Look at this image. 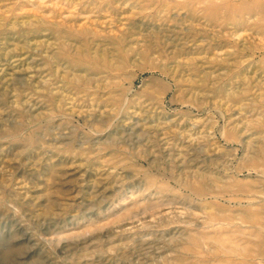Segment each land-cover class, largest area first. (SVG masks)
Masks as SVG:
<instances>
[{"label":"rangeland","instance_id":"1","mask_svg":"<svg viewBox=\"0 0 264 264\" xmlns=\"http://www.w3.org/2000/svg\"><path fill=\"white\" fill-rule=\"evenodd\" d=\"M0 264H264V0H0Z\"/></svg>","mask_w":264,"mask_h":264}]
</instances>
